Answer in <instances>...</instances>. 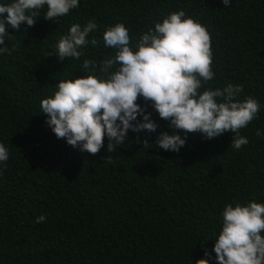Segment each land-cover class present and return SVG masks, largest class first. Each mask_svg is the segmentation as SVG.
<instances>
[{"label": "trees", "instance_id": "1", "mask_svg": "<svg viewBox=\"0 0 264 264\" xmlns=\"http://www.w3.org/2000/svg\"><path fill=\"white\" fill-rule=\"evenodd\" d=\"M10 2V0H6ZM184 10L210 33L216 77L206 87L242 84L241 99L264 105V0H80L56 23L8 29L0 55V142L10 157L0 177V264H195L214 247L227 203H264V109L230 147L232 134H190L179 153L155 145L169 131L129 132L115 152L92 155L58 139L45 123L42 99L64 79L81 78L82 63L115 52L103 45L108 26L124 23L133 40L170 13ZM94 19L98 39L80 60L59 61L55 44L72 24ZM139 135V140L137 139ZM147 140L153 147H144ZM109 157V158H108ZM108 158V159H107ZM46 215V222H35ZM206 243V245H205ZM214 255V253H213Z\"/></svg>", "mask_w": 264, "mask_h": 264}, {"label": "clouds", "instance_id": "2", "mask_svg": "<svg viewBox=\"0 0 264 264\" xmlns=\"http://www.w3.org/2000/svg\"><path fill=\"white\" fill-rule=\"evenodd\" d=\"M221 3L228 8L232 0ZM79 6L80 0H0V55L11 53L5 45L9 28L34 26L45 9L43 18L56 23ZM98 30L94 19L72 24L48 57L80 60L89 45H98V39L90 37ZM102 39L115 55L99 64L84 60L83 77L60 80L54 94L40 102L45 123L58 139L96 155L105 147V139L112 153L129 140L130 131L156 133L159 123L147 106L137 103L143 98L168 122L171 134L163 131L155 141L164 151L179 153L190 134L213 140L230 132V147L237 151L249 144L240 130L259 119L264 105L252 96L241 99L242 84L206 87L216 72L210 33L199 20L181 9L154 22L135 41L124 23L108 26ZM256 135L264 138L259 129ZM143 143L145 148L153 147L147 140ZM9 157V149L0 142V177ZM46 219L40 215L35 222L43 224ZM214 236L209 240L214 241L212 250L205 247L195 264H264V203L253 199L225 204Z\"/></svg>", "mask_w": 264, "mask_h": 264}]
</instances>
